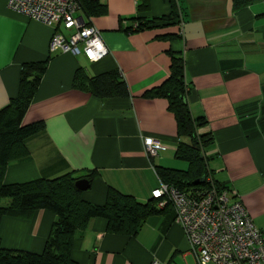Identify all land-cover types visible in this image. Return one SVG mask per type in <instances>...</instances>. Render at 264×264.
Instances as JSON below:
<instances>
[{
  "label": "crops",
  "instance_id": "obj_1",
  "mask_svg": "<svg viewBox=\"0 0 264 264\" xmlns=\"http://www.w3.org/2000/svg\"><path fill=\"white\" fill-rule=\"evenodd\" d=\"M7 1L0 0V109L18 96L23 66L46 69L22 121L44 129L25 141L28 157L7 166L5 184L94 172L81 195L86 203L102 206L108 188L151 201L162 183L157 169H187L175 157L177 122L167 99L146 96L169 77L173 53L183 58L190 112L204 122L198 132L212 137L203 150L208 169L237 194L264 239V0L238 9L233 0H99L103 14L80 12L107 47L97 62L50 52L54 29L11 12ZM174 5L179 23L132 29L134 19L162 18ZM78 69L88 77L117 71L128 96L102 100L74 89ZM147 137L161 142L152 159ZM54 220L45 209L4 216L1 245L40 254ZM193 257L171 208L150 214L134 236L109 233L106 220L94 218L71 249L76 264H194Z\"/></svg>",
  "mask_w": 264,
  "mask_h": 264
},
{
  "label": "trees",
  "instance_id": "obj_2",
  "mask_svg": "<svg viewBox=\"0 0 264 264\" xmlns=\"http://www.w3.org/2000/svg\"><path fill=\"white\" fill-rule=\"evenodd\" d=\"M253 1L255 0H233L234 9ZM79 3L80 12L87 18L105 11L99 1L79 0ZM172 21L174 24L179 23L175 5L172 12L162 18L147 22L134 19L132 29L134 25L137 26L134 31H138L151 26H164ZM169 55V77L146 96L167 99L168 109L175 115L177 122L179 142L175 157L186 162L187 169H157L158 177L163 184L174 186L180 191L207 188L211 186L210 182H206L208 177L216 188L230 190L215 181L208 169V158L203 150L212 142V137L209 133L198 132V127L204 122L201 118H194L188 107L189 90L184 81L183 58L173 53ZM45 69V63L23 66L18 96L0 109V220L4 216L29 215L37 209L53 213L55 220L40 254L3 248L0 240V264H76L71 258L72 241L77 233L86 229L90 220L102 218L106 220L109 233L134 236L145 219L158 212L153 199L140 203L134 197L113 188H108L102 206L86 203L81 197L83 190H79L75 183L86 180L90 186L94 172L79 175L72 172L54 179L40 178L18 184L4 183L7 166L28 157L25 141L44 129L41 121L27 125L22 121ZM73 88L102 100L128 96L127 86L117 71L88 77L82 69H78L73 78ZM201 178L204 179L203 183L193 184Z\"/></svg>",
  "mask_w": 264,
  "mask_h": 264
},
{
  "label": "built area",
  "instance_id": "obj_3",
  "mask_svg": "<svg viewBox=\"0 0 264 264\" xmlns=\"http://www.w3.org/2000/svg\"><path fill=\"white\" fill-rule=\"evenodd\" d=\"M7 8L53 28L52 53L82 54L89 62L108 54L98 28L80 15L79 0H8ZM59 27L69 34L63 35ZM143 144L150 158L161 148V142L154 138H144ZM206 182L211 186L187 191L160 183L151 198L158 210L168 206L173 210L175 222L189 241L194 264H264V239L237 194L216 188L210 177ZM150 264L164 263L153 259Z\"/></svg>",
  "mask_w": 264,
  "mask_h": 264
},
{
  "label": "water",
  "instance_id": "obj_4",
  "mask_svg": "<svg viewBox=\"0 0 264 264\" xmlns=\"http://www.w3.org/2000/svg\"><path fill=\"white\" fill-rule=\"evenodd\" d=\"M204 179L201 178L200 180L195 181L193 184L198 185L203 183ZM75 186L79 189V190H86L87 188H89L87 181L86 180H79L75 183Z\"/></svg>",
  "mask_w": 264,
  "mask_h": 264
},
{
  "label": "rangeland",
  "instance_id": "obj_5",
  "mask_svg": "<svg viewBox=\"0 0 264 264\" xmlns=\"http://www.w3.org/2000/svg\"><path fill=\"white\" fill-rule=\"evenodd\" d=\"M194 258V257H193Z\"/></svg>",
  "mask_w": 264,
  "mask_h": 264
}]
</instances>
